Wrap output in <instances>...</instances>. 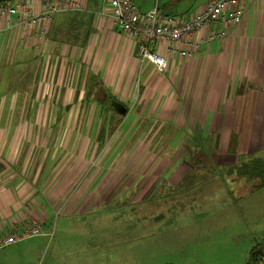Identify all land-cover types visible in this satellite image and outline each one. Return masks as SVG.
Returning <instances> with one entry per match:
<instances>
[{"label": "crops", "instance_id": "crops-1", "mask_svg": "<svg viewBox=\"0 0 264 264\" xmlns=\"http://www.w3.org/2000/svg\"><path fill=\"white\" fill-rule=\"evenodd\" d=\"M134 1L142 13L156 8L153 0ZM84 2L85 10L80 13L68 11L57 14L48 24L43 40L39 38L38 29L23 23L20 15L10 19L0 18V234L25 225L33 215L40 216L45 225L54 212L71 207L74 200L69 205L68 202L74 193H66L72 183H85L76 202L86 206L84 196L92 194V184L106 177L105 181L113 179L112 176L101 175L105 171L103 168L98 171L97 168H88L83 174L75 176L67 172L56 174L65 161H78L80 166L83 160H94L105 145L85 144L79 139L69 144L59 141L50 146V143L45 144L46 140L44 142L49 126H34L35 118L68 121L89 116V107H100L99 102L94 103L91 97L90 105L83 106L81 103L90 80L96 77L102 86L101 97L106 102L100 104L108 105L114 113V103L125 105L133 122L123 134L124 142L114 144L109 155L107 152L100 161L95 160L103 162L106 169L118 157V151L123 150L126 156L131 145L142 138L146 141L149 137L146 132L138 140H132L144 118L153 121L150 134L156 132L159 138L165 127H170V140L166 147L152 155L153 179L150 177L147 190H139L138 184L134 186L136 198H146L152 194V189L156 192L166 166L173 167L170 183L181 184L190 173V166L182 157L170 159V155L179 150L197 151L199 137H207L206 141H202H209L211 159L206 163L212 169L206 173V180L212 185L204 194L213 195V191L215 194L228 193L230 203L223 209L200 207L199 211H189L191 215L196 212L209 215L200 221V225L184 226L186 229L196 227L190 233L192 242H197L196 251L189 252L199 258L200 264H261L264 258V154H260L264 150V0L245 3L240 26L217 24L216 29L223 30L225 37L216 38L209 46L202 44L193 58H180L164 52L170 62L164 74L158 73L152 64L140 62L136 47L109 16L104 17V0ZM208 3L209 0H201L192 6L203 9ZM30 4L35 12L43 7L38 0H31ZM74 17L78 19L72 21ZM210 32L207 30L206 34ZM136 78L138 95L133 100ZM119 80L123 82L121 86L128 85L129 89L125 96L120 93L123 99L116 97L114 100L113 93L118 94L115 85L120 84ZM129 80L130 83H125ZM243 87L245 89L239 95ZM133 103H136L135 107H131ZM126 105H130V111ZM158 123H162L159 129ZM69 128L74 134L82 135L80 122L75 127L62 126L57 134H66ZM181 134L185 135L184 140H180ZM125 135H131L133 144L126 142ZM149 144L142 151H148ZM167 146L170 154H165ZM109 148L106 150L109 151ZM130 156L127 160H131L133 154ZM256 158L262 163L254 167L252 163ZM138 161V164L145 163ZM197 164L204 166L202 161ZM23 167L26 169L23 170ZM128 173L123 180L131 176ZM140 178L139 175L133 177L131 183ZM35 183L43 184L42 187L40 185L41 190ZM50 183L60 184L58 188L63 197L59 193L54 197L57 204L59 200L58 208L57 205L54 208L49 201L52 194ZM128 185H131L130 182ZM77 188L74 190L77 191ZM107 190V195H111L113 187ZM193 199L194 202L195 197ZM239 203L241 207L237 206ZM221 213L228 215L227 220L238 227L237 231L234 225H227L223 230L233 227L236 230L233 239L242 238L249 231L253 239L249 245L243 248L238 241L227 249L218 242L210 244L212 231L225 225L218 220L212 223L216 220L214 216L218 217ZM208 219L213 220L210 222ZM188 237L182 238L188 240ZM182 238L177 239L182 241ZM168 245L174 246L175 241L171 240ZM238 248L245 251L241 260L237 258ZM252 252L255 257L251 259ZM1 258L4 257L0 255ZM97 262L94 257L87 259L85 264Z\"/></svg>", "mask_w": 264, "mask_h": 264}, {"label": "rangeland", "instance_id": "rangeland-1", "mask_svg": "<svg viewBox=\"0 0 264 264\" xmlns=\"http://www.w3.org/2000/svg\"><path fill=\"white\" fill-rule=\"evenodd\" d=\"M174 1L176 0H153V3L156 8H159L162 13L168 16H178L183 13H185L183 15H191L201 10L200 6H192L196 2L200 3L201 0ZM91 2L98 3L99 0H91ZM119 82L120 84L115 85L117 87L115 90L117 89L118 94L113 93L114 100L118 97L123 99L120 93L123 92V96H125L129 89L128 85L121 86V83H123L121 80ZM127 82L130 83V80L125 83ZM137 82L136 78L135 91L132 93L133 100H136L138 95ZM130 89L133 90V88ZM244 89L245 87L241 88L239 95H242ZM101 101H103L102 97ZM135 104L133 103L131 107H135ZM91 106L87 111L91 114L87 117L84 116L81 120L70 119L67 121L60 118L41 120V118H35L34 126H49V134L45 136L44 142L46 140L45 144L50 143V146H54L59 141L69 144L78 142L79 139L85 144L98 143L105 145L103 151H99L98 156L94 160L90 162L83 160L80 166L77 165L78 161H65V165L62 164L56 174L67 172L70 176H75L83 174L88 168L90 170L97 168V171L103 168L105 171L101 175H109L113 179L105 181L106 177L103 181L92 184V194L89 193L87 197H85L86 195L84 196L86 206L80 205V203L77 204L78 201L76 202L85 183H78L77 181L70 184L68 189H71L66 194L74 193L73 198L68 202L69 205L74 200L72 203L73 207L62 208L54 212L49 222L42 226L40 235L28 238L1 252L0 255L4 258L0 259V264H85L87 259L90 260V258L94 257L97 258V264H200L199 258L189 252L196 251L197 242H192L190 237V233L194 232L196 227L186 229L184 226L189 224L200 225L202 224L200 221L209 215L199 212L191 215L189 211H199L200 207L207 210L211 208L223 209L230 203L229 199H227L229 197L228 193L220 192L215 194V191H213V195L204 194L207 188L212 185L211 182L206 180V173L212 169L206 163L211 159V151L208 147L209 141H202L203 139L206 141L207 137H199L200 146L197 151L179 150L170 155V159L182 157L181 159L185 160L190 166V173H188V176L181 184L174 185L170 183L169 179L173 175L170 172L173 167L166 166L163 168V178L159 180L156 192L154 193L152 189L150 191L152 194L148 197L141 198L140 196L136 198L134 186L138 184L139 190H147L148 182L152 176L154 154L156 152L160 153V150L162 151L166 147V143L169 142L170 135L168 130L170 127H165V132L159 138V134L157 135L156 132L150 134L153 121H150L149 118L142 119L139 129L132 135V140H138L143 132L149 134L148 139L145 141L142 138L134 145H131V149L134 148L126 151V156L123 150L118 151V157L105 169L103 167L104 163L98 161L101 160L103 154L108 152L109 155L113 151L114 144L124 142L123 134L126 132L127 127L130 124L132 125L133 120L129 119L130 112L126 116H119L111 110L105 111L97 105ZM126 106H128L130 111V105ZM146 116L150 117L149 115ZM79 122L82 127L81 136L74 134V131L70 128V131H66V134H57L62 126L75 127V125L79 126ZM160 124L162 123H158V129ZM134 126L137 125L134 124ZM181 135L182 138L180 140H184L185 135ZM130 138L131 135L129 137L125 135L126 142L130 141L132 143ZM148 143H150L149 150L146 152L142 151ZM108 147H110L109 151L106 150ZM140 148L141 150L138 151ZM145 148L147 149V147ZM130 154H133V157L131 160H127L131 158ZM165 154H170L168 146ZM260 154H264V150ZM138 160H142L145 163L143 165L141 163L138 164ZM198 161H202L204 166L197 164ZM64 166L66 167L63 168ZM94 166L97 167L94 168ZM24 169L26 168L23 167ZM54 169L56 170L57 167ZM29 170L30 167L28 166L27 171ZM128 170L131 176H129L128 180H123ZM138 175L141 178L138 181L136 180L135 183H131L132 178ZM151 178L153 179V177ZM219 178L222 179L221 177ZM129 182L131 185H128ZM40 185L42 187L43 184L35 183V186H38L41 190ZM49 185H51L49 191L52 193L50 194L51 196L49 195V201L54 208L56 205L58 208L59 200H57V204L54 197L58 193L60 194V188H58L60 184L50 183ZM108 187H113L111 195H107ZM74 188H77V191ZM190 192L192 193L189 194ZM62 197L63 195H61ZM194 197L195 201L193 202ZM35 200L39 201L38 199ZM93 200L96 202L91 203ZM237 206L241 207L242 205L239 203ZM226 217L228 215L221 213L218 217L214 216L216 220L208 219L210 222L213 220L212 223H216L218 220L220 224H225L212 231L210 244L218 242L219 245L222 244L227 249L229 246H234L233 244L238 243V241L241 242L243 248L249 245L253 240L250 232L246 231L247 233L242 238L233 239L232 235L236 233V230L238 231V227H235V224L228 221ZM231 217L234 216L231 215ZM192 218L195 220H190ZM227 225H234L236 230L233 227L223 230ZM185 236H189L188 240L182 238ZM177 238H182V241ZM171 240L175 241V245L169 247L168 243ZM160 242H163V244L160 245ZM202 248L210 249L209 246H203ZM242 249L238 248L237 258L239 260L245 254ZM204 263L208 262L204 261ZM216 264H223V262Z\"/></svg>", "mask_w": 264, "mask_h": 264}, {"label": "built area", "instance_id": "built-area-1", "mask_svg": "<svg viewBox=\"0 0 264 264\" xmlns=\"http://www.w3.org/2000/svg\"><path fill=\"white\" fill-rule=\"evenodd\" d=\"M30 1L0 0V18L20 15L23 23L38 29L42 40L48 32V24L57 14L85 10L84 0H38L43 7L35 12ZM247 1L250 0H209L206 7L191 15L168 16L158 8L142 13L134 0H104L106 10L103 14L109 16L136 47L142 64L150 63L158 73L164 74L170 67L164 52L193 58L202 44L209 46L216 38L225 37L223 30L216 29L217 24L240 26L243 23ZM207 30L211 32L206 34ZM42 226L39 217L33 215L25 225L0 234V251L40 235ZM261 264H264V258Z\"/></svg>", "mask_w": 264, "mask_h": 264}, {"label": "trees", "instance_id": "trees-1", "mask_svg": "<svg viewBox=\"0 0 264 264\" xmlns=\"http://www.w3.org/2000/svg\"><path fill=\"white\" fill-rule=\"evenodd\" d=\"M74 13H80V12H74ZM78 18H76V17H74L73 18V20L72 21H74V20H77ZM70 37H72V36H70ZM102 86H101V83H100V81L95 77V78H92L91 80H90V83H89V86L87 87V89H86V91H85V97L83 98V100H82V105L84 106L85 104L88 106V105H90V103H91V97H92V100L94 101V103L96 102H98L97 101V98H96V96H97V94H98V92H99V89L101 88ZM102 109H105V110H111L109 107H108V105H101L100 103H97ZM125 106V105H124ZM116 114H118L119 116H121L119 113H117L116 112ZM119 124H120V122H119ZM259 158H256V159H254V162L252 163L253 165H254V167L256 166V165H260L261 163H262V161L261 160H258ZM249 168V167H248ZM260 168V167H259ZM259 168H257V170L259 169ZM255 257V254L252 252L251 253V259L252 258H254Z\"/></svg>", "mask_w": 264, "mask_h": 264}, {"label": "water", "instance_id": "water-1", "mask_svg": "<svg viewBox=\"0 0 264 264\" xmlns=\"http://www.w3.org/2000/svg\"><path fill=\"white\" fill-rule=\"evenodd\" d=\"M101 91L102 89L99 90L98 95H97V101L101 104L106 103L105 100L101 101ZM113 109L118 112L121 116H125L127 114V109L125 106L119 104V103H114Z\"/></svg>", "mask_w": 264, "mask_h": 264}]
</instances>
